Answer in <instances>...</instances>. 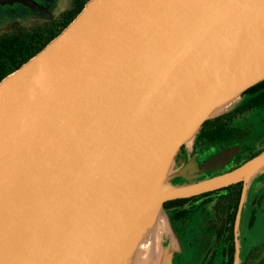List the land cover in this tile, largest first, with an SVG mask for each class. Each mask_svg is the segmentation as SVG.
I'll use <instances>...</instances> for the list:
<instances>
[{"label": "water", "instance_id": "water-1", "mask_svg": "<svg viewBox=\"0 0 264 264\" xmlns=\"http://www.w3.org/2000/svg\"><path fill=\"white\" fill-rule=\"evenodd\" d=\"M15 2L41 9L0 5ZM251 77L239 98L264 81V0H90L0 82V264H135L167 202L244 183L238 230L264 150L170 180L241 152L172 170L221 111L217 86Z\"/></svg>", "mask_w": 264, "mask_h": 264}, {"label": "flooded vegetation", "instance_id": "flooded-vegetation-1", "mask_svg": "<svg viewBox=\"0 0 264 264\" xmlns=\"http://www.w3.org/2000/svg\"><path fill=\"white\" fill-rule=\"evenodd\" d=\"M32 1L40 6L42 10L35 11L19 2L0 5V40H4L8 36H14L15 32L18 33L21 28L62 27L76 12L80 9L82 10L89 2V0ZM246 115L247 113L238 116L234 120V123ZM257 138L258 136L253 134L246 140V142L250 141L247 145H243L244 141H240L238 144L220 149L197 145L196 139L192 149L187 150L185 147L181 149L178 155L179 170L192 161L198 162L201 165L215 154L230 147L238 146L241 148V152L221 171L206 173L204 176L193 181L185 178H177L175 181L179 184L198 183L240 167L251 159L244 161L245 156L254 153L258 155L264 150V147L251 150V147L257 142ZM187 151H191L192 153V156L189 158H187ZM263 182L264 180H260V182H253L248 186L246 191L247 199L244 200L238 230H236V224L245 189L244 183H239L242 193L239 198L232 230L230 216L231 210L234 207L228 201L226 206H222L219 208L220 210H217L216 203L222 199L219 196L201 197L205 195L203 194L188 199H180L187 201L181 203L178 207L166 206V212L170 216L174 230L180 241L179 245L174 244L176 248L173 260L174 264H236L237 260L239 261L238 264H264ZM228 195L232 199L233 190H229L227 192ZM225 209V213L228 214L225 218H228V222L223 220V210ZM165 238L166 241H170V236H166Z\"/></svg>", "mask_w": 264, "mask_h": 264}, {"label": "trees", "instance_id": "trees-1", "mask_svg": "<svg viewBox=\"0 0 264 264\" xmlns=\"http://www.w3.org/2000/svg\"><path fill=\"white\" fill-rule=\"evenodd\" d=\"M82 10L80 9L74 14V16H78ZM74 16L62 27H39L33 29L21 28L18 33L15 32L14 36H8L7 38H4V40H0V82L22 67L30 59L40 53L51 41L57 38L70 25V23L77 18H74ZM243 96L245 99L236 107L237 109L235 108V110L230 113L220 115L204 123L197 135V145L220 149L229 145L238 144L240 141H244L243 145L250 143V141L246 142V140L252 135L244 134L241 129L235 126L234 120L238 116H242L246 113L249 114L252 111L264 109V81L248 89ZM256 135L258 136V142L259 138L264 136V130L258 132ZM255 155L257 154L254 153L245 156L244 161H247ZM229 190H233L232 199L229 195L227 196ZM241 193V186L238 184L217 192L205 194L201 197H221L222 199L216 203L217 210H220L219 208L222 206H226L228 201L231 206L233 205L234 208L231 210V216L229 215L232 230ZM186 201H173L166 204L164 207L168 205L178 207L181 203ZM225 212L226 209L223 210V220L228 222V218H225L228 214Z\"/></svg>", "mask_w": 264, "mask_h": 264}, {"label": "rangeland", "instance_id": "rangeland-1", "mask_svg": "<svg viewBox=\"0 0 264 264\" xmlns=\"http://www.w3.org/2000/svg\"><path fill=\"white\" fill-rule=\"evenodd\" d=\"M243 95L233 103L229 104L228 105L229 107L227 106L223 110L216 113L215 118L220 115L232 112L240 103H242V101H244L245 98ZM234 124L237 128L241 129L242 132L246 135H253V134H257L258 132H262L264 130V109L252 111L251 113L247 114L245 117H243ZM197 135L194 138V140L192 139L186 146H184L187 150L192 149L193 144L197 139ZM262 147H264V136L259 138L258 142L251 148V150H257ZM187 152H188L187 158L191 157L192 156L191 151H187ZM178 168H179V164H178V156H177L172 166V170L174 169L176 170ZM260 180L261 181L264 180V168L256 176L250 179V182H248V186L253 182H258V181L260 182ZM170 183L179 184L177 183V181H175V179L170 180ZM162 212H163V216H161L158 219V222L155 224L154 228H152V230L145 235L146 239L145 238L144 240L142 239L140 246L135 256L133 257L135 264L149 263L148 262L149 255L150 256L152 255V261L150 264H156L162 255V251L164 249H167V247L171 242L176 245L180 244L179 238L176 235L170 216L166 212L165 207L163 208ZM166 236H170L169 242L166 241L165 238ZM175 252L176 250H174V253ZM143 261H147V262H143Z\"/></svg>", "mask_w": 264, "mask_h": 264}, {"label": "bare ground", "instance_id": "bare-ground-1", "mask_svg": "<svg viewBox=\"0 0 264 264\" xmlns=\"http://www.w3.org/2000/svg\"><path fill=\"white\" fill-rule=\"evenodd\" d=\"M255 81L254 77H251L249 79H237L234 82L231 83H220L217 86V94L219 95V98L221 100L220 103V110H223L226 108V106L234 102L236 99L239 98L240 93L249 85L253 84ZM229 107V106H228ZM226 111V110H225ZM152 261V255L148 257L147 264H150ZM147 262V261H143Z\"/></svg>", "mask_w": 264, "mask_h": 264}]
</instances>
